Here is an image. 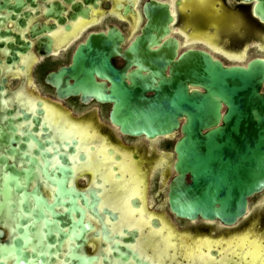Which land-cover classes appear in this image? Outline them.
<instances>
[{
  "label": "flooded vegetation",
  "instance_id": "af4514ba",
  "mask_svg": "<svg viewBox=\"0 0 264 264\" xmlns=\"http://www.w3.org/2000/svg\"><path fill=\"white\" fill-rule=\"evenodd\" d=\"M223 1L0 0V264H264V240L174 236L169 220L147 205L142 168L153 159L123 147V138L168 135L125 134L112 121L111 101L60 96L49 79L98 33L114 45L124 36L111 56L124 68L122 51L142 33L155 2L168 4L174 17L162 42L175 37L179 53L199 48L226 65H246L257 57L240 60L251 41L264 49V20L255 11L262 0ZM224 41L228 48L218 44ZM96 80L111 85L107 76ZM139 143L128 144L145 148ZM171 178L163 204L169 212ZM255 207L263 212L264 199ZM260 220L264 226V213Z\"/></svg>",
  "mask_w": 264,
  "mask_h": 264
},
{
  "label": "water",
  "instance_id": "95a60500",
  "mask_svg": "<svg viewBox=\"0 0 264 264\" xmlns=\"http://www.w3.org/2000/svg\"><path fill=\"white\" fill-rule=\"evenodd\" d=\"M151 8L142 33L122 51L124 68L111 62L124 36L114 45L98 33L78 48L73 64L49 79L60 96L111 101L112 121L125 134L155 139L180 131L168 191L171 212L234 226L247 216L249 198L264 190V58L226 65L204 49L179 53L177 38L161 41L174 21L168 4ZM255 11L264 20V0ZM66 75L75 82H62Z\"/></svg>",
  "mask_w": 264,
  "mask_h": 264
},
{
  "label": "rangeland",
  "instance_id": "374dc122",
  "mask_svg": "<svg viewBox=\"0 0 264 264\" xmlns=\"http://www.w3.org/2000/svg\"><path fill=\"white\" fill-rule=\"evenodd\" d=\"M223 2L227 3L228 0H224ZM219 7L224 8L225 5H220ZM182 41L184 43V40ZM185 44L187 43H184V45ZM218 44H220L223 48L224 46L228 48V46H226L228 45V41L219 42ZM242 45L243 43H240L236 49H240ZM196 46L205 47L202 43H196ZM217 55L219 57H223L219 52H217ZM240 55L243 57L240 60L245 62L254 56H264V49L263 47L261 48L258 43L251 41L248 49L241 52ZM225 61L230 63L232 59H225ZM179 136L180 133L176 132L170 136L153 141H149L144 138H123V141L125 142L123 145L124 148H129V150L140 153L141 156L153 159L152 164L149 167L148 165L143 164L144 166L142 168L146 171V198L148 201L147 205L150 210L154 214L164 215L170 222L171 232L175 234L174 236L179 237L180 240H219L221 243H226L228 240H234V242L243 240L244 237H253L254 239H258L260 241L264 240V226L260 220L264 211L256 212L255 207V204H258L259 201L264 199V191L255 195L251 199L254 206L250 208L247 216L241 218L235 226L231 227L224 226L220 222L210 224L202 219L196 221L181 219L164 208L163 204L166 202L167 183L169 178L174 175L173 162L175 160V155L173 145ZM138 140L142 142L139 144L145 148L134 147L132 149L128 143H130V141L136 142ZM126 145H129V147ZM80 182L82 185L85 183L84 180H81ZM158 195H163L164 199L161 202L156 201ZM232 234L233 237L229 238Z\"/></svg>",
  "mask_w": 264,
  "mask_h": 264
},
{
  "label": "snow or ice",
  "instance_id": "6c2138e0",
  "mask_svg": "<svg viewBox=\"0 0 264 264\" xmlns=\"http://www.w3.org/2000/svg\"><path fill=\"white\" fill-rule=\"evenodd\" d=\"M0 155H4V153H0ZM20 166L22 167V165H20ZM63 231H67V229H63ZM14 239H15V237H14ZM29 239H30V238H26V239L24 240V243L27 244V243L29 242ZM31 250L34 251V249H31Z\"/></svg>",
  "mask_w": 264,
  "mask_h": 264
},
{
  "label": "bare ground",
  "instance_id": "6f19581e",
  "mask_svg": "<svg viewBox=\"0 0 264 264\" xmlns=\"http://www.w3.org/2000/svg\"><path fill=\"white\" fill-rule=\"evenodd\" d=\"M207 261H209V260H207Z\"/></svg>",
  "mask_w": 264,
  "mask_h": 264
}]
</instances>
